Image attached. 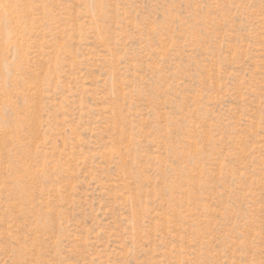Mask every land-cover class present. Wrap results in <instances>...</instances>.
<instances>
[{"label":"rangeland","instance_id":"1","mask_svg":"<svg viewBox=\"0 0 264 264\" xmlns=\"http://www.w3.org/2000/svg\"><path fill=\"white\" fill-rule=\"evenodd\" d=\"M0 264H264V0H0Z\"/></svg>","mask_w":264,"mask_h":264}]
</instances>
